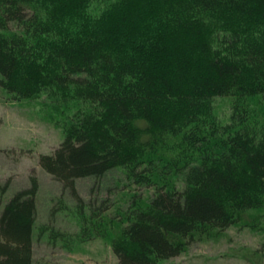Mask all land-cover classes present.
Masks as SVG:
<instances>
[{
  "label": "trees",
  "instance_id": "trees-1",
  "mask_svg": "<svg viewBox=\"0 0 264 264\" xmlns=\"http://www.w3.org/2000/svg\"><path fill=\"white\" fill-rule=\"evenodd\" d=\"M93 2L0 0V88L16 102H77L38 165L70 192L80 224L69 238L37 226L34 171L28 188L0 183V264H36V230L69 248L105 236L108 200L85 203L76 181L114 170L150 191L113 218L117 264L177 257L249 212L264 223V119L250 107L264 96V0H116L97 18ZM209 27L229 35L214 45ZM218 98L230 100L226 121Z\"/></svg>",
  "mask_w": 264,
  "mask_h": 264
},
{
  "label": "rangeland",
  "instance_id": "rangeland-1",
  "mask_svg": "<svg viewBox=\"0 0 264 264\" xmlns=\"http://www.w3.org/2000/svg\"><path fill=\"white\" fill-rule=\"evenodd\" d=\"M115 1L94 0L87 12L97 18ZM246 23L247 21L244 24ZM241 27L245 36L258 30H252V27L243 24ZM207 30L214 45L229 35V32H220L215 27ZM76 104L70 98L49 97L45 93L31 100L16 102L0 88V183L9 180L8 194H11L28 188L29 176L34 171L39 180L37 226L53 227L67 234L66 238L80 231L74 212L75 201L69 191L63 190L59 182L42 170L38 165V156L52 153L62 141L69 118L78 110ZM229 107V99H216L217 118L226 121L230 113ZM250 107L253 117L262 122L264 96L254 97ZM76 188L85 203L95 201L99 204L108 200L106 217L110 219L100 224V230L96 232L105 236L96 235L88 241H75L69 248L62 241L53 243L49 232L39 235L36 230L33 241L36 264H117L110 241L117 236L120 225L113 218L116 214L124 217L122 211L127 207L131 194L136 192L145 197L150 191L129 184L120 170L111 171L100 181L92 178L78 179ZM59 199H62L66 208L58 206ZM53 208L54 214L51 213ZM254 216L255 212H249L235 226L197 239L181 255L156 264H264V223L256 221Z\"/></svg>",
  "mask_w": 264,
  "mask_h": 264
}]
</instances>
